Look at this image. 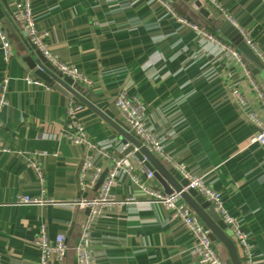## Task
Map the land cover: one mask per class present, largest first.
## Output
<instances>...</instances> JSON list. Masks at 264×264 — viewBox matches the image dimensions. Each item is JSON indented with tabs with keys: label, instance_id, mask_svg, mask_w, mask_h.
<instances>
[{
	"label": "crops",
	"instance_id": "crops-1",
	"mask_svg": "<svg viewBox=\"0 0 264 264\" xmlns=\"http://www.w3.org/2000/svg\"><path fill=\"white\" fill-rule=\"evenodd\" d=\"M15 1L8 0L6 7L0 0L9 24L0 20L12 50L8 61L0 50V81L9 78L8 104L0 114V144L7 148L0 154V264H40L36 240L43 227L50 239L65 234L69 246L64 261L50 264H77L75 246L88 214L75 200L97 193L96 184L81 189V162L90 156L109 171L112 157L125 155V145L86 104L43 80L26 79L37 77L25 58L42 57L11 15ZM197 1L31 0V9L38 29L49 32L46 41L52 51L93 81L92 86L78 87L108 101L118 113L114 99L121 91L147 105V124L166 152L222 193L225 207L249 237L253 264H264V145H248L256 132L249 113L264 119L251 78L263 93L264 79L247 64L249 77L224 41L205 38L178 19L184 17L207 32L217 30L226 18L210 0H199L209 12L204 16ZM216 1L253 41L264 63V0ZM192 12L199 20L191 18ZM235 87L243 93L244 104L235 99ZM77 104L81 108L74 115L95 147L73 143L64 134L69 109ZM127 156L135 174L144 178L148 169L134 155ZM150 182L153 188L160 186L155 177ZM111 193L118 200H137L109 205L93 222L96 264H203L182 219L164 204L149 202L127 172L120 173ZM22 196L53 203L26 204ZM215 244L225 259V247ZM240 253L244 258L243 247Z\"/></svg>",
	"mask_w": 264,
	"mask_h": 264
},
{
	"label": "built area",
	"instance_id": "built-area-1",
	"mask_svg": "<svg viewBox=\"0 0 264 264\" xmlns=\"http://www.w3.org/2000/svg\"><path fill=\"white\" fill-rule=\"evenodd\" d=\"M162 1V0H161ZM221 11L222 15L234 24L232 16L222 7L216 0H210ZM167 7L174 12L171 4L165 2ZM175 13V12H174ZM176 14V13H175ZM11 15L16 22L18 28L28 39L29 43L37 49L48 62V64L57 70L62 76H68L74 79L75 82L92 86L93 81L78 67L68 64L63 61L57 53L52 51L48 45L46 39L48 37V31H41L38 29L36 21L31 9V0H16L14 9L11 10ZM180 21L190 23L191 26L198 30L203 37L212 41L222 43V40L215 35L207 32L195 23L189 22L186 18L177 16ZM236 26V25H235ZM240 29V28H239ZM247 42L256 49L253 41L248 35L240 29ZM233 57L242 65L243 71L251 77L250 69L247 66L245 57L239 52L233 45L223 44ZM0 50L4 54V58L8 61L12 55L11 42L7 32L4 29L3 23L0 20ZM44 70V67L40 68ZM26 79L34 81L36 83H43L41 79L34 78L28 75ZM251 81L256 88L261 103L264 105V93L259 89L254 80ZM9 85V78L4 77L0 81V114L4 107L8 104L7 91ZM233 95L235 99L244 104L246 102L243 93L238 88L233 89ZM114 104L118 109L122 119L130 127L131 131L139 137L142 145L147 147L151 152L156 153L160 158L168 162L173 168L179 171L188 181L187 188H194L198 193L202 194L207 201L213 206L215 211L227 224L228 228L232 230L236 240L242 245L244 250V264H253V255L250 250V242L247 233L243 230L240 221L237 217L230 214L224 204L222 193L205 183L203 177L192 175L187 166L184 163L174 161L171 156L166 152L165 148L158 139V136L151 130L146 121L147 105L138 97L129 95L126 91H121L114 99ZM81 104L71 106L69 109V118L64 130V134L73 143L76 144H89L91 147H95L90 142L86 129L79 119L76 118L74 112L76 109H80ZM249 117L256 125V132L251 135L248 140V145L261 144L264 145V119L261 118L256 112L249 113ZM7 152V148L0 144V154ZM113 166L106 174L102 181L97 193L93 197H81L75 200V203L81 209H89V213L86 216L83 230L79 237V241L75 246L77 264H96L93 257L92 250V225L95 219L99 217L103 209L109 205H122L130 201L137 200L135 196H130L124 200H118L111 193L112 187L117 181L118 176L122 171L127 172L131 178L137 183L141 192L150 198L148 201H155L164 204L171 209L173 216L180 217L186 224L187 228L195 239L194 254L197 255L199 261L203 264H226L225 259L218 252L214 246V242L210 238V230L205 228L202 224L199 216L188 206L181 196V192H173L167 194L163 191L156 190L151 185L150 180L154 177L153 172L147 170L144 174V178L135 174V167L127 155H115L112 157ZM103 172L101 166H97L93 163L92 158L87 156L81 162L79 167V185L82 190L93 187ZM21 201L24 203H43L52 202L53 200L43 199H29L28 197H21ZM36 244L41 251L40 264H50L52 260L62 262L67 256L69 246L67 244L66 235L59 233L55 239H50L45 227L41 230V233L36 240Z\"/></svg>",
	"mask_w": 264,
	"mask_h": 264
},
{
	"label": "water",
	"instance_id": "water-1",
	"mask_svg": "<svg viewBox=\"0 0 264 264\" xmlns=\"http://www.w3.org/2000/svg\"><path fill=\"white\" fill-rule=\"evenodd\" d=\"M1 1L7 7L8 0ZM196 4L200 7L201 14L204 16L209 15V12L202 7L201 1L198 0ZM186 9L187 12H191L189 8ZM192 14H194L191 15L192 19L199 20L197 14L193 12ZM0 18L4 19L5 22L9 24V20L5 17V13L2 11L1 7ZM217 31L244 55L252 73L255 75L260 74L264 79V63L253 47L247 42L240 29L228 19H224L217 24ZM39 54L42 58L36 57L35 54L25 58L30 68L34 70L35 76L49 83L66 96L71 97L74 101L83 102L98 113L120 134L121 141L125 145L124 154L134 155L146 169L153 172L154 177L160 184L159 187L155 188L156 190L163 191L167 194L181 192L184 201L199 216L205 228L210 230L211 240L214 243H221L225 247L227 251V257L225 258L226 264H243L236 240L231 235L227 224L215 211L210 202L194 188L190 187L185 189L189 181L175 168L166 166L160 156H156L147 147L143 146L139 137L136 136L125 121L118 116L119 113L114 111V107L108 101L101 100L95 93L87 92L82 87H78L77 82L71 77L62 76L47 68L43 62L45 58L40 52ZM41 67H44V70H41ZM107 172L108 170L102 172L96 183V190L99 189ZM86 213H89V209H86Z\"/></svg>",
	"mask_w": 264,
	"mask_h": 264
},
{
	"label": "trees",
	"instance_id": "trees-1",
	"mask_svg": "<svg viewBox=\"0 0 264 264\" xmlns=\"http://www.w3.org/2000/svg\"><path fill=\"white\" fill-rule=\"evenodd\" d=\"M209 32L213 35H215L217 38H219L220 40L224 41L227 44L232 45L229 41H227L222 35L219 34V32L215 29H209ZM240 52V51H239ZM241 53V52H240ZM242 54V53H241ZM243 55V54H242ZM244 56V55H243ZM242 261L244 262V258H242Z\"/></svg>",
	"mask_w": 264,
	"mask_h": 264
},
{
	"label": "rangeland",
	"instance_id": "rangeland-1",
	"mask_svg": "<svg viewBox=\"0 0 264 264\" xmlns=\"http://www.w3.org/2000/svg\"><path fill=\"white\" fill-rule=\"evenodd\" d=\"M53 69H54V68H53ZM235 240H236V238H235ZM236 242H237V244L239 243L237 240H236ZM214 246H215V248L218 250V252H220L218 246H217L215 243H214ZM238 246H239L240 251H242V245L239 243ZM241 253H242V252H241Z\"/></svg>",
	"mask_w": 264,
	"mask_h": 264
}]
</instances>
